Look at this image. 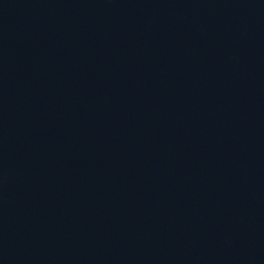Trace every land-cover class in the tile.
I'll return each instance as SVG.
<instances>
[{"label":"water","instance_id":"obj_1","mask_svg":"<svg viewBox=\"0 0 264 264\" xmlns=\"http://www.w3.org/2000/svg\"><path fill=\"white\" fill-rule=\"evenodd\" d=\"M0 264H264V0H0Z\"/></svg>","mask_w":264,"mask_h":264}]
</instances>
